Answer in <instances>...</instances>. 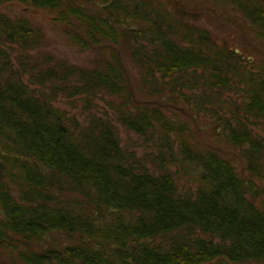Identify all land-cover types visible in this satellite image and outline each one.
Wrapping results in <instances>:
<instances>
[{"label": "trees", "instance_id": "trees-1", "mask_svg": "<svg viewBox=\"0 0 264 264\" xmlns=\"http://www.w3.org/2000/svg\"><path fill=\"white\" fill-rule=\"evenodd\" d=\"M16 1L78 30L65 34L84 50L112 46L132 64L127 77L115 52L99 50L88 69L48 56L42 68L26 55L38 33L0 13V248L8 264H264V139L254 133L264 124V65L225 52L188 24L190 13L156 0H96L88 10L73 0ZM230 4L264 40V0ZM231 92L243 95L239 109ZM61 98L81 105L79 114L55 107ZM191 100L239 151L242 171L195 145L180 117L162 110ZM120 129L154 143V170L122 146ZM177 170L194 176V191L180 189Z\"/></svg>", "mask_w": 264, "mask_h": 264}, {"label": "rangeland", "instance_id": "rangeland-1", "mask_svg": "<svg viewBox=\"0 0 264 264\" xmlns=\"http://www.w3.org/2000/svg\"><path fill=\"white\" fill-rule=\"evenodd\" d=\"M221 1L222 0H156V2L168 6V8L174 6L173 9L178 8L177 11L182 10L185 12L186 10V12L190 13L189 20H187L188 24L199 26L207 30L210 36L217 41L218 44H216L219 45V48H224L225 52L229 51L238 54L244 62H248L251 66L260 67L264 65V40L257 38L255 30L251 27L249 22L233 9V5L231 6L230 4L233 0H224V3ZM72 2L79 4L80 7L87 10L91 7H95V4H97L96 0H73ZM1 12L9 15L11 18L24 19L29 23L30 27L38 33L37 42H39V45L26 55L28 58L38 59L41 63L40 67L44 68L48 66L42 62V60L48 56L55 60L63 61L68 65L88 69L91 63L99 58L100 55L97 54L99 50H105V55L111 50L115 52L119 65L124 69L128 77L129 72L126 70L125 66L126 64L131 66L132 64L129 54L122 56L120 51L116 48L101 45L98 47H91L89 50H84L82 48L83 46L75 44L70 38L72 37L71 33L76 35L79 33L77 32L78 30L75 31L71 27L66 28L63 23L59 22L57 16L52 14L53 12H48L45 9H35L29 5L20 4L16 0H11L9 3L0 6V13ZM177 16L180 18L181 14L177 13ZM75 24L77 25V23ZM66 31L70 32L71 36L69 38L65 34ZM248 69L255 71L251 67H248ZM133 75H135V73H133ZM225 96L232 99L233 103H235V107L233 106L234 109L236 107H242L244 104L243 95L240 93L231 92L230 94H225ZM95 102L97 109L100 111L107 110L104 109L103 102ZM75 105L76 106L63 98L55 103V107L69 112L70 117L80 112L81 105L79 108H77L76 103ZM194 106L191 100L190 106H185L184 103H177L176 106H171L170 109L168 107H162V110L164 113L170 111L169 115H172L171 112H173L180 117V120L193 131L194 136L192 137V142L195 143V145L201 148H209L216 152L218 151L223 154L227 160L233 163L238 172L242 171L241 168L244 163L239 151L233 149L222 136L218 137L217 133H219V131H215V125L213 124L214 119L200 112H195L192 109ZM216 113L220 114V116L224 115L223 112L215 111V114ZM261 125L262 127L258 126V128L254 129V133L260 136L259 139H264V124L261 123ZM119 135L122 146L127 148L128 151L135 152L144 165L154 170L149 161L152 155H154L155 152L157 153V148L154 146V143L150 145L135 134L122 129L119 130ZM176 169H178V167ZM176 169L170 167L172 173H174ZM177 172L176 178L180 189H191L194 191L197 187L194 176L185 175L181 170H177ZM20 248H23V246H20ZM34 249L37 250V247ZM38 250H40V247H38ZM7 260L10 261L9 250L0 248V264H8Z\"/></svg>", "mask_w": 264, "mask_h": 264}]
</instances>
